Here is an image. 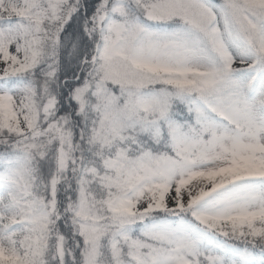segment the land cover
<instances>
[{
	"label": "snow or ice",
	"instance_id": "obj_1",
	"mask_svg": "<svg viewBox=\"0 0 264 264\" xmlns=\"http://www.w3.org/2000/svg\"><path fill=\"white\" fill-rule=\"evenodd\" d=\"M0 264H264V0H0Z\"/></svg>",
	"mask_w": 264,
	"mask_h": 264
}]
</instances>
